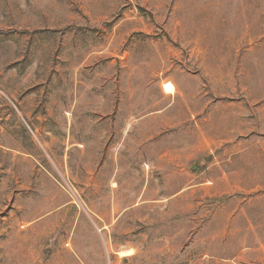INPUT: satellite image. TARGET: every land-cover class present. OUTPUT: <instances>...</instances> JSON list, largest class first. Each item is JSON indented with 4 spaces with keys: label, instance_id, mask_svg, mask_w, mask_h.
<instances>
[{
    "label": "rangeland",
    "instance_id": "rangeland-1",
    "mask_svg": "<svg viewBox=\"0 0 264 264\" xmlns=\"http://www.w3.org/2000/svg\"><path fill=\"white\" fill-rule=\"evenodd\" d=\"M0 264H264V0H0Z\"/></svg>",
    "mask_w": 264,
    "mask_h": 264
},
{
    "label": "bare ground",
    "instance_id": "bare-ground-1",
    "mask_svg": "<svg viewBox=\"0 0 264 264\" xmlns=\"http://www.w3.org/2000/svg\"><path fill=\"white\" fill-rule=\"evenodd\" d=\"M130 254H131V251L130 250H125V251H121L120 252V255H123V256L130 255Z\"/></svg>",
    "mask_w": 264,
    "mask_h": 264
}]
</instances>
